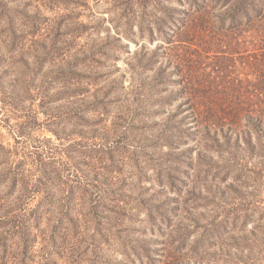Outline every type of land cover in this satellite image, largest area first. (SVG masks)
Returning a JSON list of instances; mask_svg holds the SVG:
<instances>
[{"label":"rangeland","instance_id":"1","mask_svg":"<svg viewBox=\"0 0 264 264\" xmlns=\"http://www.w3.org/2000/svg\"><path fill=\"white\" fill-rule=\"evenodd\" d=\"M192 10L0 0V264H264L259 153L185 119Z\"/></svg>","mask_w":264,"mask_h":264},{"label":"trees","instance_id":"2","mask_svg":"<svg viewBox=\"0 0 264 264\" xmlns=\"http://www.w3.org/2000/svg\"><path fill=\"white\" fill-rule=\"evenodd\" d=\"M186 1L193 12L184 14L182 27L172 35L179 38L173 51L177 45L183 51L177 57L190 96L186 122L193 123L202 141L218 144L222 139L229 146L240 136L264 163V0ZM81 176L76 175L75 184L83 183V193L96 195L97 186ZM69 193L58 202L70 199Z\"/></svg>","mask_w":264,"mask_h":264}]
</instances>
